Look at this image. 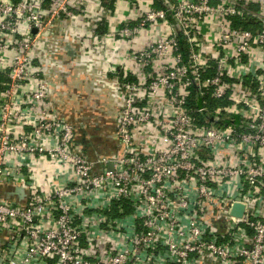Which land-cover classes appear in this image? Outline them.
I'll use <instances>...</instances> for the list:
<instances>
[{
  "label": "built area",
  "instance_id": "built-area-1",
  "mask_svg": "<svg viewBox=\"0 0 264 264\" xmlns=\"http://www.w3.org/2000/svg\"><path fill=\"white\" fill-rule=\"evenodd\" d=\"M84 2L0 0V264H264V0H104L82 40L118 54L119 145L95 158L49 79Z\"/></svg>",
  "mask_w": 264,
  "mask_h": 264
},
{
  "label": "crops",
  "instance_id": "crops-1",
  "mask_svg": "<svg viewBox=\"0 0 264 264\" xmlns=\"http://www.w3.org/2000/svg\"><path fill=\"white\" fill-rule=\"evenodd\" d=\"M84 1L81 6L84 11L79 12L82 16L76 17V21L70 25L67 20L59 21L52 26L49 40L56 41L61 48L55 54L49 79L55 90L53 101L57 112L75 127L76 145L95 158L118 150L115 122L118 96L108 71L111 60L116 61L118 54L113 45L91 49L82 40L87 35L82 21L87 19L90 27L96 25L99 17L106 18L101 29L105 32L115 26L119 16L112 9L102 11L104 0Z\"/></svg>",
  "mask_w": 264,
  "mask_h": 264
},
{
  "label": "water",
  "instance_id": "water-1",
  "mask_svg": "<svg viewBox=\"0 0 264 264\" xmlns=\"http://www.w3.org/2000/svg\"><path fill=\"white\" fill-rule=\"evenodd\" d=\"M239 206H237V207H235V211L238 213V211H239Z\"/></svg>",
  "mask_w": 264,
  "mask_h": 264
}]
</instances>
